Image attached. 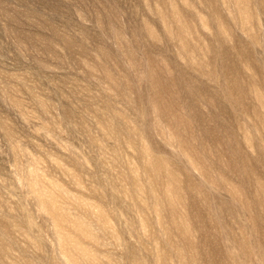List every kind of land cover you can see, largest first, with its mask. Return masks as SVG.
<instances>
[{"label":"rangeland","instance_id":"obj_1","mask_svg":"<svg viewBox=\"0 0 264 264\" xmlns=\"http://www.w3.org/2000/svg\"><path fill=\"white\" fill-rule=\"evenodd\" d=\"M0 264H264V0H0Z\"/></svg>","mask_w":264,"mask_h":264}]
</instances>
